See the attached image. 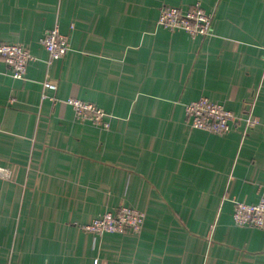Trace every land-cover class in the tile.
<instances>
[{"label": "crops", "instance_id": "crops-1", "mask_svg": "<svg viewBox=\"0 0 264 264\" xmlns=\"http://www.w3.org/2000/svg\"><path fill=\"white\" fill-rule=\"evenodd\" d=\"M165 4H199L210 34L158 26ZM55 26L70 50L51 60ZM0 43L33 56L23 79L0 59V264H264V228L232 221L264 194V0H0ZM202 96L259 124L191 129L184 104ZM124 205L141 232L82 230Z\"/></svg>", "mask_w": 264, "mask_h": 264}, {"label": "built area", "instance_id": "built-area-1", "mask_svg": "<svg viewBox=\"0 0 264 264\" xmlns=\"http://www.w3.org/2000/svg\"><path fill=\"white\" fill-rule=\"evenodd\" d=\"M212 19V15L199 4H194L188 9L165 4L160 10L157 24L168 31L181 30L190 37L196 38L210 34ZM42 44L51 60L65 57L70 50L68 38L60 32L58 26L45 32ZM0 59L9 68L13 78L23 79L33 56L22 44L0 43ZM42 88L41 97L46 99L49 98L46 92L56 91L57 85L45 80ZM66 102L72 107L78 119L90 120L103 127L108 126L105 121L107 114L102 108L74 97L68 98ZM184 112L191 129L216 135L228 134L238 124L244 125V133H246L259 124V119L252 114L251 110L235 114L206 96L184 104ZM0 178L10 179L11 171L0 166ZM144 220L143 211L124 205L115 211H105L99 214L90 223L83 225L82 230L96 236H102L105 233L136 234L141 232ZM232 221L238 227L264 228V194L256 203L235 202Z\"/></svg>", "mask_w": 264, "mask_h": 264}, {"label": "rangeland", "instance_id": "rangeland-1", "mask_svg": "<svg viewBox=\"0 0 264 264\" xmlns=\"http://www.w3.org/2000/svg\"><path fill=\"white\" fill-rule=\"evenodd\" d=\"M173 6H175V5H173ZM182 8V7H181ZM183 9V8H182ZM164 29V28H163ZM166 30V29H165ZM172 32V31H171Z\"/></svg>", "mask_w": 264, "mask_h": 264}]
</instances>
